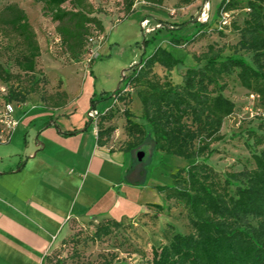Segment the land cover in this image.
Instances as JSON below:
<instances>
[{"label": "trees", "instance_id": "16d2710c", "mask_svg": "<svg viewBox=\"0 0 264 264\" xmlns=\"http://www.w3.org/2000/svg\"><path fill=\"white\" fill-rule=\"evenodd\" d=\"M34 1L42 3L43 12L56 24L62 49L72 62H79L86 53L90 36L104 31L98 16L101 10L89 0ZM121 1L125 18L136 11V0ZM141 1L161 6L165 0ZM183 2L189 4L193 0ZM224 12L229 14V22L219 28V16ZM217 13L215 26H208V21L200 24L185 42L212 32L224 38L226 32H232L234 40L208 42L202 53L194 55V65L178 72L179 81L173 78V71L181 60L162 46L122 75L123 86L136 88L141 122L133 121V114L124 109L123 132L127 139L121 150L136 152L147 143L153 153L173 154L189 161L171 173V184L155 189L166 200L175 199L187 207L191 229L187 233L174 232L166 243L153 247L147 264H264V123L244 132L250 166L220 177L207 163L216 151L212 144L223 139L224 120L235 110V103L223 93L226 77L234 74L239 85L264 108V0H221ZM3 39L0 49L12 52L16 67V72H12L0 63V81L7 87L3 98L5 102L24 103L40 86L41 79L35 72L41 48L25 11L16 3L0 9V42ZM169 42L179 46L182 39L172 36ZM227 49L230 53L225 54ZM244 54H250V59ZM121 92L118 86L113 94L123 100ZM49 97L52 108L63 107L68 100L65 90ZM91 103L94 107V100ZM112 118L109 109L99 111L96 117V142L100 146L113 130L111 125H104ZM143 176L141 168L135 174L136 181L140 182ZM151 206L162 210L161 205ZM77 221L70 218L69 226ZM119 224L103 217L96 223L92 237H106ZM44 264L60 261H52L50 252L44 257Z\"/></svg>", "mask_w": 264, "mask_h": 264}, {"label": "rangeland", "instance_id": "374dc122", "mask_svg": "<svg viewBox=\"0 0 264 264\" xmlns=\"http://www.w3.org/2000/svg\"><path fill=\"white\" fill-rule=\"evenodd\" d=\"M89 1L95 8L101 10L98 16L106 24V44L94 59L92 52L87 49L76 63L64 53L60 42H55L56 24L43 12L42 3L34 0H0V9L5 4L16 3L25 11L42 47L35 72V76L41 79L37 92L30 94L24 103L5 102L3 97L7 87L0 81V116L6 111L5 104L9 103L12 106L11 115L19 123L24 112L29 109L48 110L54 107L49 96L65 89L69 94V101L64 111L74 112L70 116L74 122H78L82 113L87 116L86 110L109 109L113 118L104 125H111L113 130L103 146L107 151L121 150L127 139L123 132L124 109H128L133 114V121L141 122L140 104L135 95L136 88L123 86L122 74L126 73L132 64L149 55L157 46H162L181 60L177 69L173 71V78L179 81L178 72L194 65V55L202 53L208 42L219 39L220 42L230 43L234 37L232 32H226V38L212 32L194 38L192 43L185 42V39L191 37L200 24L204 23L197 19L203 5L208 4L207 25H216L217 8L221 0H193L189 4L183 0H165L161 6L142 1L137 4L136 11L126 18L121 0ZM64 6L69 5L64 4ZM157 24H159L158 28ZM149 27L153 28L151 32H145V28ZM172 36L180 37L182 44L172 45L169 42ZM145 41L147 46L144 48ZM4 42L3 39L0 47L4 46L2 44ZM109 45H112L113 49L109 50ZM11 53L10 50L1 48L0 63L10 67L12 72H16ZM224 53L228 54L230 51L227 49ZM244 55L250 59V54ZM225 81L227 87L223 93L235 103V110L224 120L221 128L223 139L212 144L216 151L207 158V163L220 177L229 171L251 165L250 151L244 144L246 137L244 132L246 129L256 128L259 123H264V108L258 104V99L255 96L251 97L249 91L239 85L234 74L226 77ZM118 86L122 89L123 100H119L113 94ZM102 90L107 92L102 93ZM91 100L96 102L94 107ZM58 116V113L52 111L51 121L59 123ZM29 128L31 127H23V133L27 139L35 140L36 133L27 135ZM2 130L3 124L0 123V141L1 136L5 134ZM47 131L44 130L45 136ZM138 152H143L140 160ZM133 153L134 166L146 171L144 183L124 189L123 186L109 187L111 198L106 195V198L90 207V212L97 214L99 218L79 219L72 223L69 226L70 238L63 243L60 242L50 251L52 261L58 260L60 264H147L151 259L153 247L166 243L174 232L187 233L191 229L187 207L175 199L166 200L164 194L155 189L158 185L171 184V173L179 167L186 166L189 161L173 154L153 153L148 149L147 143L142 149ZM131 161L132 158L128 156L127 164ZM108 172L106 173L110 175L114 171ZM78 194H80L78 203L87 198L81 186ZM116 195L120 199L115 200ZM140 204L141 209H139ZM151 204L161 205L162 210ZM122 214H126L127 217H121ZM106 216L119 221V226L115 227L110 235L94 239L92 234L96 223ZM47 240L49 247L56 244V241L51 242L50 238ZM36 254L31 252L30 255H25L21 263H17L16 256L3 252L0 254V264L10 262H14L10 264H40Z\"/></svg>", "mask_w": 264, "mask_h": 264}, {"label": "crops", "instance_id": "0c3cea01", "mask_svg": "<svg viewBox=\"0 0 264 264\" xmlns=\"http://www.w3.org/2000/svg\"><path fill=\"white\" fill-rule=\"evenodd\" d=\"M103 26L104 40L92 46L93 59L105 48L104 22ZM66 94L63 107L24 112L9 140L0 143V254L11 253L17 263L36 252L44 264V257L69 234L70 218L98 219L90 207L106 195L111 198L109 187H136L145 181V170L142 180L136 181L135 174L141 168L134 166L133 152L107 151L98 145L94 127L84 113L78 122L71 119L74 112L64 111L69 101ZM52 111L58 113L59 123L51 121ZM27 126L31 127L27 135L36 133L35 140L23 133ZM44 130H48L46 136ZM128 156L132 158L129 164ZM110 170L113 178L106 173ZM79 186L87 198L78 203ZM47 238L56 244L49 247Z\"/></svg>", "mask_w": 264, "mask_h": 264}, {"label": "built area", "instance_id": "2783aa9c", "mask_svg": "<svg viewBox=\"0 0 264 264\" xmlns=\"http://www.w3.org/2000/svg\"><path fill=\"white\" fill-rule=\"evenodd\" d=\"M139 2H142V1L136 0L133 7L137 6V4ZM207 10H208V4L203 5L200 13L198 14L197 19L203 21L204 23L207 22L209 19ZM228 22H229V14L226 12L221 13L219 16L218 27L221 28L222 26L227 25ZM158 27H159V24H157V28ZM152 29H153L152 27L145 28V32H151ZM54 40H55V42H60V37L58 35H56ZM103 40H104V36L102 34H96L94 36H90L88 38V41H87L88 42L87 48L90 50V52H93L92 46L94 44H101V42H103ZM251 97H253V96H251ZM4 109L6 111L3 112V114L0 116V123L3 124L2 132H4L5 134L3 136H1L2 139H1L0 143L7 142L11 136V133L13 132L15 127L18 125V121L11 115V112H12L11 104L6 103ZM98 113H99V111H96L93 108L90 109L87 113L88 119L93 124L95 134L97 132L96 117H97Z\"/></svg>", "mask_w": 264, "mask_h": 264}, {"label": "water", "instance_id": "95a60500", "mask_svg": "<svg viewBox=\"0 0 264 264\" xmlns=\"http://www.w3.org/2000/svg\"><path fill=\"white\" fill-rule=\"evenodd\" d=\"M122 79V78H121ZM138 159L140 160L143 157V152H138Z\"/></svg>", "mask_w": 264, "mask_h": 264}]
</instances>
